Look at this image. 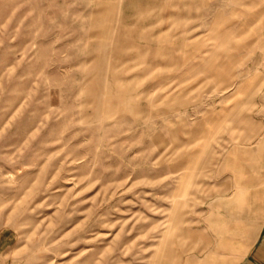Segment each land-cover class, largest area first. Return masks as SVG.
Listing matches in <instances>:
<instances>
[{"label":"rangeland","instance_id":"obj_1","mask_svg":"<svg viewBox=\"0 0 264 264\" xmlns=\"http://www.w3.org/2000/svg\"><path fill=\"white\" fill-rule=\"evenodd\" d=\"M190 1L0 0V264H185L222 154L264 132L235 75L264 0Z\"/></svg>","mask_w":264,"mask_h":264},{"label":"crops","instance_id":"obj_2","mask_svg":"<svg viewBox=\"0 0 264 264\" xmlns=\"http://www.w3.org/2000/svg\"><path fill=\"white\" fill-rule=\"evenodd\" d=\"M153 2H166L177 9L193 4L190 0ZM249 56L248 69H240L235 75L243 78L249 74L250 85L240 88H248L250 95H262L264 85L261 88L259 84L264 80V66L258 63L264 60L257 52ZM257 99L251 100L253 110L264 105ZM252 118L264 126V119L259 122ZM249 137L248 143L237 144L222 154L216 181L205 184L201 212L192 216L191 229L187 230L192 250L185 264H264V132Z\"/></svg>","mask_w":264,"mask_h":264}]
</instances>
